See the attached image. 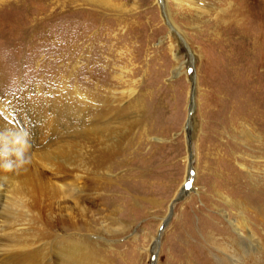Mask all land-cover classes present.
I'll return each mask as SVG.
<instances>
[{"label": "rangeland", "instance_id": "obj_1", "mask_svg": "<svg viewBox=\"0 0 264 264\" xmlns=\"http://www.w3.org/2000/svg\"><path fill=\"white\" fill-rule=\"evenodd\" d=\"M15 2L0 6V133L26 127L31 162L0 168V210L16 206L0 220L23 223L31 264L59 238L97 264H264L242 201L264 200V0Z\"/></svg>", "mask_w": 264, "mask_h": 264}, {"label": "bare ground", "instance_id": "obj_2", "mask_svg": "<svg viewBox=\"0 0 264 264\" xmlns=\"http://www.w3.org/2000/svg\"><path fill=\"white\" fill-rule=\"evenodd\" d=\"M7 1L8 0H0V6L2 7V5ZM30 1L31 0H16L15 3L26 8V11L32 12L30 11V9H32L33 7H31ZM86 1H89V0H86ZM5 5H8V4H4V6ZM34 9L39 10V8H34ZM222 13L223 11H220V13H216V14H222ZM169 17L170 16L168 15V18ZM168 20L169 22L171 21L170 18ZM222 20L223 19L219 18L218 16L217 17L215 16L214 19H212L211 23L212 22L214 24L216 23V26H218L220 23H222L221 22ZM193 88H194V85L192 84L191 89ZM191 97H192V103L190 99V103L188 107H191V105H193L194 92L191 94ZM88 136L89 138L93 136L92 128L88 129ZM100 156L102 157L103 154H101ZM98 175L99 174H97L96 176ZM263 186H261L262 192H264ZM0 198L2 199L3 203H6V200L8 199L5 188L1 186H0ZM179 199H180V196H178L175 200H173V202ZM242 201H244V203H246L252 209L255 215L254 218L256 219V221L257 222L259 221L262 224H264V200L262 199V201L260 200L258 201L256 199L254 200V202H251V201L246 202V200H242ZM244 203L240 202L239 206ZM15 207H16L15 205H11L8 208V205H7V207H3V209L0 210V213L5 211L6 209H8L9 213H11V211L14 210ZM246 221H247V224H246ZM19 222L20 221L16 220L15 218L11 216H3L0 220V225H1L0 232L1 234L3 233L2 234L3 244L1 243L2 247L0 249V264H31V260H34V258L32 259V257L29 255L28 252L25 253V250H24L25 241L23 240V237H22L23 233L21 231V226L23 225V223H19ZM241 222L232 224V221H231L230 223L232 230H234L238 234L237 236L239 238L236 240L237 242H239L240 248H242L243 253L245 254L251 253L253 254V256H258L262 249L260 247V242L257 239V237H255L254 231L248 224V220H245V218H242ZM3 225H8V228L6 230H3ZM240 225L243 226V228H241ZM14 226L16 227V230H14ZM242 229H244L245 231L244 234L240 233ZM40 241L42 242V240ZM41 244L38 245L40 252H39L38 260L36 261V264H39V262L40 264H97V262L94 261V257L96 256L93 254L94 251L83 249L84 247L83 248L79 247L78 243L74 242L73 240L64 241L63 239L59 238V239H51L47 243L42 242ZM233 251L234 249L231 248L230 249L231 258L234 257V255L231 254V252ZM241 261L242 260H237V263H235L236 262L235 260H231V262H233L232 264H239ZM108 263L109 262L107 260V261H104L103 264H108Z\"/></svg>", "mask_w": 264, "mask_h": 264}, {"label": "clouds", "instance_id": "obj_3", "mask_svg": "<svg viewBox=\"0 0 264 264\" xmlns=\"http://www.w3.org/2000/svg\"><path fill=\"white\" fill-rule=\"evenodd\" d=\"M29 131L26 127H10L0 133V168L6 172L26 170L31 155H26L29 147Z\"/></svg>", "mask_w": 264, "mask_h": 264}, {"label": "water", "instance_id": "obj_4", "mask_svg": "<svg viewBox=\"0 0 264 264\" xmlns=\"http://www.w3.org/2000/svg\"><path fill=\"white\" fill-rule=\"evenodd\" d=\"M193 91V89H192ZM193 92H191L192 94ZM191 94H190V99H191V103H192V97H191ZM194 105V104H193ZM192 110H193V106L191 105V107H189V112H188V117L186 118V128L189 129L190 128V122H191V115H192Z\"/></svg>", "mask_w": 264, "mask_h": 264}]
</instances>
